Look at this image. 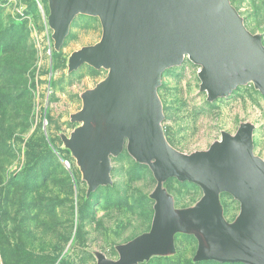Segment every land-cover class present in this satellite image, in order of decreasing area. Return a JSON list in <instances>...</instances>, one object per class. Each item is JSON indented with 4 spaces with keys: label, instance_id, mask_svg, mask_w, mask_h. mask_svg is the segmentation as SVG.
I'll list each match as a JSON object with an SVG mask.
<instances>
[{
    "label": "rangeland",
    "instance_id": "rangeland-1",
    "mask_svg": "<svg viewBox=\"0 0 264 264\" xmlns=\"http://www.w3.org/2000/svg\"><path fill=\"white\" fill-rule=\"evenodd\" d=\"M228 3L264 47V0ZM50 13L48 0H0V264H120L121 248L151 231L157 190L179 210L194 208L205 192L189 180L157 179L152 161L132 155L127 138L105 157L110 181L89 187L69 141L82 126L74 116L83 94L109 69L73 68L72 57L101 41L103 25L97 15L78 13L56 45ZM201 69L185 55L161 73L162 139L188 156L249 125L252 155L264 162V95L247 81L209 100ZM215 198L222 220L233 223L241 202L225 190ZM198 246L194 234L176 231L173 252L153 251L134 264H245L198 260Z\"/></svg>",
    "mask_w": 264,
    "mask_h": 264
},
{
    "label": "water",
    "instance_id": "water-1",
    "mask_svg": "<svg viewBox=\"0 0 264 264\" xmlns=\"http://www.w3.org/2000/svg\"><path fill=\"white\" fill-rule=\"evenodd\" d=\"M48 1L56 45L78 13L97 15L103 25L101 41L72 57L73 68L89 63L109 69L104 81L83 94L84 105L74 116L83 127L69 141L92 188L106 181L105 157L119 153L127 138L132 155L152 161L157 179L189 180L205 192L194 208L179 210L157 190L152 229L121 248L120 264H134L153 251L173 252L176 231L197 237L198 260L264 264V162L252 155L251 127L242 125L234 137L223 134L208 152L183 155L161 137L155 96L163 70L183 55L202 66L198 75L209 100L250 78L264 95L259 36L244 29L228 0ZM221 190L241 202L231 224L222 220L215 198Z\"/></svg>",
    "mask_w": 264,
    "mask_h": 264
},
{
    "label": "bare ground",
    "instance_id": "bare-ground-1",
    "mask_svg": "<svg viewBox=\"0 0 264 264\" xmlns=\"http://www.w3.org/2000/svg\"><path fill=\"white\" fill-rule=\"evenodd\" d=\"M183 56H185V55H183ZM186 56H188V55H186ZM189 57V56H188ZM183 58V57H182ZM248 81H253L254 82V84L256 85V82H255V80L253 79V78H250ZM83 127V123H82V126L78 129V131L81 129ZM236 134V133H235ZM235 134L234 135H230L231 137H234L235 136ZM222 139H223V135L221 136V139L220 140H218L217 141V143L216 144H220L221 142H222ZM165 141V140H164ZM80 160V159H79ZM110 166H109V163L107 164V171H106V173L104 172V174H103V176H105V178H106V181L105 182H107V181H110V179H109V176H108V174H109V168ZM87 181H88V185H89V187L90 188H92L93 187V184H92V179L91 178H87ZM105 182H103V183H105Z\"/></svg>",
    "mask_w": 264,
    "mask_h": 264
},
{
    "label": "built area",
    "instance_id": "built-area-1",
    "mask_svg": "<svg viewBox=\"0 0 264 264\" xmlns=\"http://www.w3.org/2000/svg\"><path fill=\"white\" fill-rule=\"evenodd\" d=\"M5 3H9V4H22L24 2H26V0H2Z\"/></svg>",
    "mask_w": 264,
    "mask_h": 264
}]
</instances>
